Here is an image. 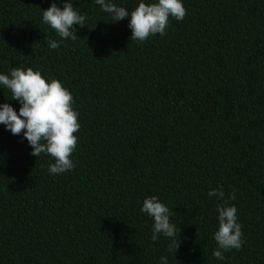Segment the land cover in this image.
<instances>
[{
  "label": "trees",
  "instance_id": "1",
  "mask_svg": "<svg viewBox=\"0 0 264 264\" xmlns=\"http://www.w3.org/2000/svg\"><path fill=\"white\" fill-rule=\"evenodd\" d=\"M53 2L0 0V72L30 67L69 89L74 167L50 174V156L0 125V264H264V0H183L184 19L144 42L128 18L71 0L85 23L55 50L42 22ZM3 103L19 111L0 87ZM217 185L235 191L243 233L222 261ZM150 196L175 213V255L151 239Z\"/></svg>",
  "mask_w": 264,
  "mask_h": 264
},
{
  "label": "clouds",
  "instance_id": "2",
  "mask_svg": "<svg viewBox=\"0 0 264 264\" xmlns=\"http://www.w3.org/2000/svg\"><path fill=\"white\" fill-rule=\"evenodd\" d=\"M101 11L109 14L113 23L128 18L131 40L144 42L150 36H163L169 26V19L183 20L186 9L183 0H138L136 7L130 12L113 0H95ZM74 7L71 0L53 2L47 10H42V22L55 30L60 41L47 39V46L55 50L64 40L76 39L77 28L83 27L85 15ZM0 87L12 93V101H18L19 111L10 103L0 104V125L12 135L25 139L33 149L31 155L50 156L54 162L49 163L50 174L58 175L73 169L72 154L76 150L78 137L74 135L80 129L79 113L74 110L75 103L69 89L57 79L44 78L42 73L32 68L19 66L9 73L0 72ZM209 198L217 197L216 212L218 228L212 239L217 244L213 250L216 260H224L223 253L231 249L239 250L242 246L241 224L238 223L237 208L229 204L235 200V191L225 197L223 185L211 188ZM142 213L153 221L151 239L158 241L161 236L169 239L168 253L175 255L180 244L177 243V225L171 217L175 213L157 196L146 197L140 208ZM158 264H169L168 256H161Z\"/></svg>",
  "mask_w": 264,
  "mask_h": 264
}]
</instances>
